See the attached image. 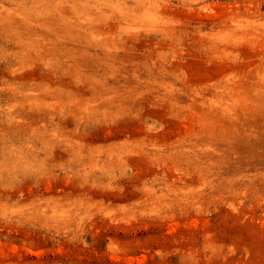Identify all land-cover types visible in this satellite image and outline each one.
<instances>
[{"label":"rangeland","instance_id":"obj_1","mask_svg":"<svg viewBox=\"0 0 264 264\" xmlns=\"http://www.w3.org/2000/svg\"><path fill=\"white\" fill-rule=\"evenodd\" d=\"M0 264H264V0H0Z\"/></svg>","mask_w":264,"mask_h":264}]
</instances>
